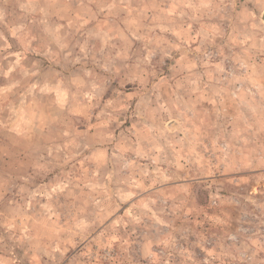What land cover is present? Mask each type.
I'll use <instances>...</instances> for the list:
<instances>
[{"label":"rangeland","instance_id":"rangeland-1","mask_svg":"<svg viewBox=\"0 0 264 264\" xmlns=\"http://www.w3.org/2000/svg\"><path fill=\"white\" fill-rule=\"evenodd\" d=\"M0 264H264V0H0Z\"/></svg>","mask_w":264,"mask_h":264}]
</instances>
